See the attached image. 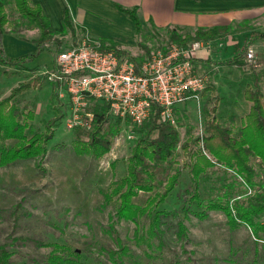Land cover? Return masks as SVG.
Here are the masks:
<instances>
[{
    "label": "rangeland",
    "instance_id": "1",
    "mask_svg": "<svg viewBox=\"0 0 264 264\" xmlns=\"http://www.w3.org/2000/svg\"><path fill=\"white\" fill-rule=\"evenodd\" d=\"M5 1V33L33 40L15 49L6 38L2 44L5 55L31 56L37 51L39 30L16 11L13 0ZM253 30L264 32V25L232 26L226 34L200 41L203 47L196 53L192 72L207 79V93L175 108L173 125L178 144L165 163L150 169L152 178L148 184L152 191L139 193L135 199V205L145 212L133 221L117 218V189L136 141L156 136L151 125L136 128L110 117V125L119 122V131L108 152L102 156L77 154L75 138L86 140L89 131L85 115L101 105L87 103L77 126L73 125L67 94L61 84L51 79L55 46L50 44L34 54L24 66L0 65V99L21 82L37 77L41 80L40 88L15 100L20 110L34 113L27 137L43 131L50 120H55L53 137L43 158L0 168V248L10 255L9 263L44 264L53 246L61 245L77 254L81 264H264V229L254 233L245 220H229L222 211L210 208H230L233 216L239 210L250 209L248 200L264 195V164L251 159L250 178L215 164L194 180L188 168L189 154L181 148L189 142L190 151L196 149L195 140L204 134L205 111L213 106L217 121L237 137L250 107L244 98L245 89H253L256 84L264 97V42L247 47L246 53L252 52L256 60L255 68L246 56L239 58L238 65L224 62L239 52ZM144 31L125 49L138 62L172 45L170 30ZM186 34L193 33L180 35ZM83 35L74 28L54 38L61 42L62 50L79 43ZM174 173H178L177 184L167 198L146 207L148 199L161 193ZM251 211V221L264 224V210Z\"/></svg>",
    "mask_w": 264,
    "mask_h": 264
},
{
    "label": "trees",
    "instance_id": "2",
    "mask_svg": "<svg viewBox=\"0 0 264 264\" xmlns=\"http://www.w3.org/2000/svg\"><path fill=\"white\" fill-rule=\"evenodd\" d=\"M6 1L0 0V65L4 66H24V64L50 44L55 46L56 52L61 46V42L54 36L66 30L74 31L73 26L66 16L63 21V29L55 32L50 27L48 19L43 15L39 6H30L28 0H14V8L23 17L39 30L40 38L35 41L36 53L31 56H21L9 58L5 55L2 46V37L8 23L5 12ZM132 21L135 32L141 30L135 9H122ZM229 27L212 28L209 30L198 29L192 35H180L178 29L169 31V43L179 46H186L194 41L210 40L214 37L226 33ZM93 41V39H91ZM264 40V32H252L248 35L245 45L231 59L224 61L226 64H239V58L244 57L247 47L250 44ZM101 49L113 51L118 57L127 56L134 60L127 52L120 50L115 43L105 40H97ZM6 74V73H3ZM2 74V75H3ZM41 87V80L33 78L27 82L19 83L11 90L9 95L0 99V168L11 165L18 161L31 159H41L46 155L47 143L53 137L55 120H50L43 131L33 132L27 137V131H32L30 122L34 120L32 111L20 110L15 100L25 92ZM205 89L203 96L207 93ZM212 96V94L210 95ZM244 98L249 102L248 113L243 117L241 127L238 129L237 137L232 131L222 126L216 119V107L205 111L206 120L204 124V134L195 140L196 149L190 151L189 142L182 145L184 152L189 154V171L194 180L207 169L219 164L227 169L235 171L243 177L250 178L253 170L250 167V160H258L264 164V97L255 84L254 88L247 87L244 91ZM109 106L107 104L92 111V125L87 133V139L83 140L79 136L75 138L73 147L77 154L90 153L94 156H102L108 152L111 140L118 134L119 122L109 124ZM175 110V109H174ZM152 130H155L154 138H140L134 144L130 156L127 158V169L125 176L121 179L117 189L118 207L116 216L118 219L133 221L139 213L145 212L144 208L135 205L134 201L139 193H149L152 191L148 180L152 178L150 169L165 163L172 155L178 144V132L173 124L159 121L156 115L151 123ZM146 126V125H145ZM4 142H12L5 145ZM41 170V166L38 165ZM178 173L171 175L161 193L148 199L146 207L151 208L162 203L177 184ZM250 209L238 211L235 216L232 210L225 207H210L222 211L229 220L246 221L251 231L256 233L264 229V224L253 223L249 216L252 208L264 210V195H257L249 200ZM145 207V208H146ZM209 208V209H210ZM9 254L4 248H0V264H10ZM44 264H81L78 255L72 253L69 248L61 245H54L53 250Z\"/></svg>",
    "mask_w": 264,
    "mask_h": 264
},
{
    "label": "built area",
    "instance_id": "3",
    "mask_svg": "<svg viewBox=\"0 0 264 264\" xmlns=\"http://www.w3.org/2000/svg\"><path fill=\"white\" fill-rule=\"evenodd\" d=\"M202 47L200 41L172 44L165 52L138 62L101 49L98 41L84 34L76 45L55 53L51 79L63 86L75 126L90 101L107 104L109 118L127 121L132 127H143L156 115L159 121L174 124V109L206 89L207 79L192 72ZM245 56L255 68L252 52ZM85 116L89 130L93 114Z\"/></svg>",
    "mask_w": 264,
    "mask_h": 264
},
{
    "label": "crops",
    "instance_id": "4",
    "mask_svg": "<svg viewBox=\"0 0 264 264\" xmlns=\"http://www.w3.org/2000/svg\"><path fill=\"white\" fill-rule=\"evenodd\" d=\"M28 3L41 8L53 31L60 32L63 29V21L67 16L73 28L90 39L115 43L127 53L125 49L134 43L138 33L129 17L117 7L135 9L140 31L144 29V32L151 29H178V34H192L198 29L264 25V0H28ZM252 32L259 31L249 32L246 39ZM6 35L2 37V44L5 45L8 38L15 49L33 41L14 33ZM257 42L264 40L252 44ZM14 54L18 55V52Z\"/></svg>",
    "mask_w": 264,
    "mask_h": 264
}]
</instances>
